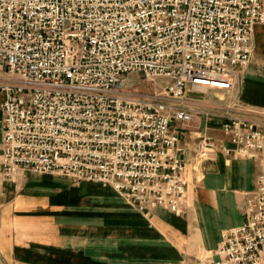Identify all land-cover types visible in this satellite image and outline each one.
<instances>
[{"label": "built area", "instance_id": "built-area-1", "mask_svg": "<svg viewBox=\"0 0 264 264\" xmlns=\"http://www.w3.org/2000/svg\"><path fill=\"white\" fill-rule=\"evenodd\" d=\"M262 21L264 0H0L3 179L56 173L108 186L145 214H183L184 148L172 124L195 112L177 99L215 82L231 88ZM137 73L166 78V99L127 95ZM222 129L232 144L224 151L259 170L244 221L200 260L264 264V130L234 116ZM217 147L201 136L197 160Z\"/></svg>", "mask_w": 264, "mask_h": 264}, {"label": "crops", "instance_id": "crops-1", "mask_svg": "<svg viewBox=\"0 0 264 264\" xmlns=\"http://www.w3.org/2000/svg\"><path fill=\"white\" fill-rule=\"evenodd\" d=\"M252 46L227 111L236 114L242 108L264 130V21L255 25ZM2 100L0 92V143ZM225 115H194L188 123L172 124L184 148L188 180L181 215L160 207L145 214L108 186L74 183L64 175L27 172L15 192L0 172V264H205L202 252L211 254L222 231L244 221L242 192L254 188L259 170L257 160L224 151L232 146L222 129ZM203 135L214 138L218 147L196 181L192 157Z\"/></svg>", "mask_w": 264, "mask_h": 264}, {"label": "rangeland", "instance_id": "rangeland-1", "mask_svg": "<svg viewBox=\"0 0 264 264\" xmlns=\"http://www.w3.org/2000/svg\"><path fill=\"white\" fill-rule=\"evenodd\" d=\"M252 50H253V46H252ZM243 68L244 67L236 70L233 86L231 88L229 89L208 88L206 90L203 89L204 91L189 90V91H186V93L180 99H177L178 103L186 105L189 108L193 109L195 112V116H196L195 119L212 118V117L214 118L218 114H220V116L221 114L223 115L226 114L224 118L229 117V116L246 118L245 115H243L242 113L243 112L242 108L238 107L237 105H234L235 108L236 107L239 108L238 111L235 112L236 114H232V112L227 111V108H232V107H229L228 104L235 102L234 98L236 97V91L233 89L236 88L240 83ZM167 83H168V80L164 77H155L153 79H149L140 73L130 74L128 76V84L124 88V92L127 95H134L137 98H141V99L161 101V100L166 99L164 91H165V87ZM195 150H196V147L193 152L192 162L198 168V171H197L198 177L196 176L197 178L196 181H198L202 177V172H203V169L206 163L205 161L211 159L215 155V153L213 150L209 158L205 159L204 161H198L195 156ZM28 172H31V171H28ZM26 173L23 174L24 176L20 179L19 183L14 184L8 181L11 185H13L15 192H18L19 190L22 189L25 183V180H26V175H25ZM31 173L34 175L55 174V175L63 176L61 174H56V173H35V172H31ZM0 180H1V176H0ZM2 181L5 183H8L7 180L3 178H2ZM84 181L85 180L72 179V182L74 183L84 182ZM187 183H188V180H187ZM0 187H1V184H0ZM99 192L100 191L98 189L92 190V193H99ZM246 192L248 191L242 192L243 197H244V193ZM0 197H1V190H0ZM123 200L127 205L132 206L124 198ZM205 254L206 252L203 251L201 256L204 257Z\"/></svg>", "mask_w": 264, "mask_h": 264}, {"label": "bare ground", "instance_id": "bare-ground-1", "mask_svg": "<svg viewBox=\"0 0 264 264\" xmlns=\"http://www.w3.org/2000/svg\"><path fill=\"white\" fill-rule=\"evenodd\" d=\"M216 83H219V85H215ZM213 86H214V88H219V86H221V83L220 82H215V83H213ZM200 89H204V90H206L207 88L206 87H202V88H200Z\"/></svg>", "mask_w": 264, "mask_h": 264}]
</instances>
